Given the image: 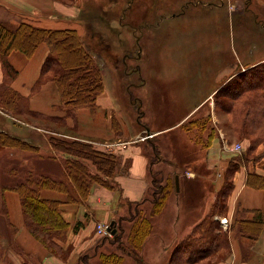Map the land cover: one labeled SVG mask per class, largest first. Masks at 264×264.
I'll return each mask as SVG.
<instances>
[{"label": "crops", "instance_id": "obj_1", "mask_svg": "<svg viewBox=\"0 0 264 264\" xmlns=\"http://www.w3.org/2000/svg\"><path fill=\"white\" fill-rule=\"evenodd\" d=\"M131 1L133 0L127 1V8L121 7L114 1L108 5L106 10L97 7L98 5L88 6V0H0V23L8 24L12 27L19 25L21 22H26L46 29L70 28L75 29L81 37L88 30L87 27H89L92 19L96 18L98 22H102L98 30L99 44L96 52H94L95 54L93 53L92 55L101 66L103 85L107 70L103 62L105 54H103L101 47L107 44V38H110L108 43L111 47L113 45L111 36L115 35L120 38L119 30L125 26L131 30L130 42L133 44L134 41L137 46L139 45V53L136 57L133 58L131 54L126 53L121 60L123 61L122 66L124 65V75L126 77L135 76L136 78L133 82L123 85L122 94L124 96L122 99L124 100L128 96L122 107H133L135 109L136 124L140 126V128L133 126L134 133L123 135V138H120L117 134L118 129L116 127L120 128V125L116 121L118 120L116 118L117 106L113 98V95L116 97V94L121 93V89L116 91V88H112L113 90H110L104 85L103 90L97 96L96 105L93 109L80 107L70 111L60 106V95L54 81L37 82L43 62L49 52L48 45L45 42L41 43L30 56L17 50L10 52L7 56L8 62L16 70V74L9 80L8 84L14 91L26 98L28 109L52 117H61L63 120L65 118V121L60 124L64 125L67 130L72 131L75 137L95 142V146L98 145L97 141L102 142L100 144L123 142L119 144L125 147L121 155L124 157L122 167L127 169V174H116L113 177L114 187L112 189L94 183L90 188L88 197L83 202L63 203L61 205L63 218L69 223L71 229L76 227L75 230L70 229L67 234L66 244L71 243L75 247L83 249H88L92 246L97 252L100 248V253L105 251L102 250L100 245H103V243H99L100 240L97 241L98 235L94 231L95 224L112 221L116 215L118 204L125 205L127 204L126 201L133 204L147 197L150 193L153 176L164 171V169H160L161 164L169 166L166 172L167 177L174 178L175 175H178L179 189L170 192L167 204L163 207L159 218L154 219L153 216H149V212L146 215L150 218L155 228L147 239L156 238L160 242V246L155 248V250H161L163 247L165 249L168 246L166 245L168 242L175 241L181 235L186 236L193 226L201 221L211 210L215 205L219 192L229 181L227 179V171L230 160L240 154L229 143L226 136L229 133L225 134L215 116L212 97L217 91L218 85L200 97L188 111L183 112L177 119L170 118L168 109H157L159 103H155L152 100L155 96L153 91L154 83L150 82V74L149 70L146 69V64L145 67L137 64L135 68L127 70V65L133 59L145 60L152 58V54L142 44L143 40L145 42L146 39L143 38V35L151 32L152 30L150 31V29L158 28L159 25H156V23L159 17H175L184 14L190 7V9H195L194 7L197 6L211 9L228 7L230 11L238 9L237 21L244 20L249 22L252 27H255L251 23L253 22L257 25L255 28L264 27V25L258 24L264 21V0H151L147 4L144 3L139 6V8L148 10L152 16L147 18L146 22L138 25H133L131 21H123V14L129 12ZM84 6L88 10V18H86V13L83 11ZM136 9L137 6H133V10ZM90 10L91 15L89 16ZM115 10L117 12L121 11L120 13L122 14L118 15L119 17H111L107 22L105 12H114ZM160 10L162 11L154 20L155 12ZM138 27L145 30V32L142 30L141 34L133 35V28L138 29ZM106 32H109L108 35L110 37H107ZM242 39L238 40V42L242 41ZM253 40L250 39L242 43L248 44ZM146 43H148L147 39ZM262 61H264V57L256 59V61L251 62L247 66H252ZM231 75H233V72L224 79L227 80ZM5 78L0 59V84L3 83ZM131 94L132 97H130ZM149 97L152 100V104L150 108H146L144 107V102ZM117 98H120L119 95ZM207 102H209L211 109L206 114H201L200 109ZM198 112L199 114L195 115ZM191 122L193 123L188 128L182 126ZM200 125H204V127H199ZM124 127L125 125L121 128L122 131ZM229 131L231 132L230 134L233 133L231 128H229ZM175 132H178L183 138V140L181 139V156L175 153L174 145L171 144ZM209 137L211 139L210 144L208 147H204L203 145ZM246 141L248 143L244 144ZM142 142H144V149L141 145ZM241 142V150L245 145L248 146L249 144L247 138H244ZM32 144L39 147L40 141L35 140ZM166 146L167 149L165 148ZM154 149L158 150L156 157L154 156ZM252 155L253 157L242 160L230 174L231 186L224 198V208L222 212L214 216V219L217 220L221 218L227 220L226 225L220 223L223 228L229 227L236 217H251L252 210L264 208V189L254 188L246 183V177L249 172L264 174V143L258 144ZM90 169L96 172L94 166L90 167ZM13 192H6L5 205L8 213V222L16 229L11 236V241L17 248L18 256H29L28 264H73V261L70 262L71 257L64 259L50 254L31 235L23 221L19 196L15 191ZM41 196L61 201L66 199V195L48 189L42 190ZM135 207L141 208L139 205ZM190 215L195 216L190 219ZM127 222L131 224L130 221ZM230 235L231 251L226 260L218 264H264V226L257 240L252 245L245 237L237 235L236 231L235 233H230ZM147 239L143 244L141 254L146 252ZM153 248L154 246L150 249L151 251L148 250L150 254ZM97 258V256L91 257L89 261L87 260L84 263L90 264L91 260H97ZM142 259L144 260V257ZM23 261V264H27L26 259ZM148 262L154 264L151 261Z\"/></svg>", "mask_w": 264, "mask_h": 264}, {"label": "rangeland", "instance_id": "obj_2", "mask_svg": "<svg viewBox=\"0 0 264 264\" xmlns=\"http://www.w3.org/2000/svg\"><path fill=\"white\" fill-rule=\"evenodd\" d=\"M114 1L117 2L121 7H128V5H126L128 0H88V6L98 5L97 7L106 9L108 8V5ZM150 1L151 0L131 1L129 12L123 14V21H131L133 25L146 22V19L152 15L148 12V10H143L142 8H139V6L143 5L144 3L147 4V2ZM133 6H137V9L133 10ZM194 8L195 9H187L184 14L175 17H159L158 22L156 23V25H159L158 28L150 29V31L152 30L151 32H148L147 34L145 33L143 35V38H146L148 43H146L145 39V42L143 40L142 44L147 47L149 53L152 54V58L145 60L133 59V61H130L127 65V70H129L135 68L137 64L138 66L141 65L143 67H145L146 64V69L149 70L150 74V82L154 83L153 91L155 92V96L152 100H154L153 102L155 103H159L157 109H168L170 118L173 119H177L183 112L188 111L189 108L209 90L215 88L217 85L219 86V89L229 78H231V76H234L235 72L238 73L239 70L247 68V65H249L251 62L256 61L258 58L264 57V27L255 28L257 25L253 22L251 23L255 25V27H252L249 22H245L244 20L240 22L237 21L238 9L230 11L228 7L221 9H211L209 7L197 6ZM83 11H85L86 18H88V10L85 8V6L83 7ZM161 11L162 10L155 12L154 20L158 17ZM120 12L121 11L117 12V10L114 12H105L106 21L108 22L111 17L114 16L119 17L118 15L122 14ZM255 13L257 14L256 10ZM90 15L91 10L89 16ZM241 23L243 25L240 26L239 24ZM261 23L259 22L258 24L264 25V21ZM100 25H102V22H98L96 18L92 19V21L89 23V27H87L88 30L84 32V35L81 36L82 38L80 37L92 54L96 52L99 44L98 30ZM142 30L143 29L140 27H138V29L133 28V35L141 34ZM130 31L131 30L124 26L119 30L120 38L115 35L111 36L113 40V45H111V47L108 43L110 38H107V44L101 47L103 54H105V57L103 56V62L105 63L107 70L104 85H106L110 90H113L112 88H116V91L117 89H121V93L118 94L120 98H117V94L116 97L113 95L115 104L117 106L116 118L118 120L116 121L118 125H120L119 128L116 124V128L118 129L117 134L120 136V138H123V135H128V133L133 134L135 131V126L140 128V126L136 124L137 117L135 109H133V107H122L126 97L128 96L127 95L124 100L122 99L124 96L122 94L123 85L133 82V80L136 78L135 76L126 77L124 75V65L122 66L123 61L121 60L126 53L131 54L133 58L139 53V45L137 46L134 41L133 44L130 42ZM143 31L145 32V30ZM106 33L107 37H110L108 35L109 32ZM241 39L242 41L238 42V40ZM250 39L254 40L252 42L250 41L248 44L242 43ZM231 72H233V75L225 80L224 78H226V76ZM112 93L114 92L112 91ZM130 97H132V94ZM212 98L214 102L213 109L215 110L216 119L219 126L223 128L225 134L229 133L228 135L226 134L229 143L234 147H241V141L244 139L236 136L234 133L230 134L231 132L229 131V128L232 129L230 119L232 114L229 113L231 112L230 109L225 107L224 104V102L229 101V99L220 95L219 93L216 95V98L214 93ZM152 100L150 97L148 100H145L144 107L150 108ZM22 103L23 104L20 107L22 110H16L15 112L5 110L0 105V129H4L12 135L18 136L29 143H33L35 140L40 141V149L38 148L36 150H31L17 145H0V264H23V260L25 259L26 263L28 264L30 260L29 256H18L17 248L11 241V236L14 234L16 229L8 222V213L5 205V194L7 191L12 193L14 192L13 190L8 189V187L12 186L16 181L19 180V178H22V175H24L23 173L29 171H32L35 174L49 175L54 178H63L65 174L63 168L65 155L56 152L51 148L49 144L51 142L50 138L57 135H62L63 137L66 136L68 138L75 137V134H73L72 131L67 130L65 126L60 123L50 119L38 118L29 115L28 113H24L25 111L23 110V107L26 105V100ZM210 109L211 107L209 102H207V104L200 109L201 114H206ZM238 111L240 110L234 109L233 115L235 116ZM198 114L199 112L195 115ZM124 125L125 127L122 131L121 128ZM172 138L173 141H171V144L174 145L173 147L175 149V153L181 156V139L183 140L182 135H180L178 132H175ZM96 143L98 144L96 145L98 149L105 151L109 150L119 155H121L122 151L125 149L124 146L119 144L123 143L120 141L111 143L112 145L108 143V146L103 145L104 143L100 144L102 143L100 141H97ZM245 143L247 144L248 142L246 141L244 144ZM141 145L144 149V142H142ZM246 147L247 145L242 148V151L245 150ZM165 148L167 149V146ZM147 156H149V154H147ZM123 159L124 157L121 160ZM86 163L92 167V164L89 161ZM160 167V169H164V171L159 172V174H154L158 175L157 177L161 178L162 180L166 178L170 180V176H166L169 166L166 164H161ZM170 194L171 193H169L168 197ZM148 196L146 200L139 204L141 208L138 209V212L140 213L138 219L146 216L150 210L151 203L150 197ZM127 202L128 201H126V203ZM165 204H167V200ZM132 205L135 206L136 203H133ZM133 206H131L132 212L128 211V204H118L116 207V215L112 220L115 222L117 221L115 226L117 227L119 225L118 222L120 219L123 217L125 219L126 217V220L121 222L123 226V234L120 245L118 242L109 245L107 241H102V238L105 235L102 230L100 231L99 227L109 224L112 221L107 223L99 222L94 226V231L98 235L97 241L101 240V243H103V245L100 244L102 246V250L105 252L110 250L122 254L124 257L122 264H139L131 256L132 253H129L131 246H129L126 242V237L132 226V222H130L131 224H128L129 222L127 221H130L128 218L134 215ZM21 213L23 221L25 222L22 208ZM160 213L154 215L153 218H159ZM194 216L195 215H190V219H192ZM221 228L226 230L228 227ZM70 229L71 228L69 225L63 238H55L61 247V249L58 247L55 248L56 254L50 253L44 246L43 247L52 255L62 257L64 259L71 257L70 262L73 261V264H85L84 260L89 261V258L91 257H98L100 254V246L98 247L99 249L97 252L92 248V246H90L88 249H83L81 247L77 248L71 243L66 244L67 234L69 233ZM75 229L76 227L71 230ZM153 230H155V228L152 225L149 234H151ZM147 237L145 238L144 243ZM183 237L184 235H181L177 237L175 241L168 242V244H166L168 246L165 249L164 247L161 250L159 249L160 252L157 254L156 252L159 250H155V248L160 246L159 240L156 238L147 239L148 242L146 243V252H142L141 254L142 250L140 251V256L144 257V260L142 259V264H151L148 261H151L154 264H176V261L174 263H170L169 255L174 246L177 244V241ZM229 239L230 248L227 252L225 249H222V251H220L217 255H214L212 258L204 259L202 262H193L188 264H212L214 261H217L214 263L218 264L225 261L231 251V236ZM246 239L251 245L257 240L249 238ZM106 245L108 246L104 248ZM123 246L125 247L124 251H122L120 248ZM153 246L154 248L150 254L148 250H150ZM84 254L86 257L83 259L82 255ZM94 262L95 264L98 263L99 258H97V260H91L90 264H94Z\"/></svg>", "mask_w": 264, "mask_h": 264}, {"label": "trees", "instance_id": "obj_3", "mask_svg": "<svg viewBox=\"0 0 264 264\" xmlns=\"http://www.w3.org/2000/svg\"><path fill=\"white\" fill-rule=\"evenodd\" d=\"M43 42L48 45L49 52L43 62L37 82L49 80L55 82L62 108L70 111L80 107L93 109L98 94L104 88L102 69L77 31L70 28H40L26 22H21L15 27L0 23V59L6 77L0 84V105L5 110L15 112L22 110L20 108L22 102L26 100L8 84L9 80L16 74V70L8 62L9 53L17 50L30 56ZM218 93L229 99L224 104L230 109L231 112L229 113L232 114L230 119L233 133L242 139L247 138L249 144L237 157L230 160L227 185L219 192L211 210L174 246L169 255L170 263L175 261L176 264L202 262L204 259L217 255L222 249H225L226 252L229 250L230 233L236 231L239 236L257 239L264 226V208L252 210L251 217H236L226 230L221 228L219 220L214 219V216L222 212L224 208V198L231 186L230 174L242 160L253 157L252 153L258 144L264 143V61L247 66L244 70H239L238 73L235 72L234 76H231L215 92V98ZM234 109L240 110L235 116L233 115ZM23 110L24 113L34 117L50 119L57 123L64 122L61 117H52L32 111L28 109L27 104ZM192 123L182 126L188 128ZM199 127L203 128L204 125ZM50 140L51 148L65 155L64 177L54 178L29 171L23 173L22 178H19L8 189L18 193L28 231L50 253L56 254L55 248L61 249V247L55 238H63L69 227V223L61 214V205L63 203L83 202L94 183L112 189L114 187L113 177L116 174H127V169L122 167V155L98 149L93 141L78 137L68 138L62 135L52 136ZM210 140L209 137L203 146L208 147ZM0 145H17L31 150L39 148L37 145L3 129H0ZM154 154L156 157L157 149H154ZM87 161L95 167L96 172L91 171ZM246 183L254 188L264 189V174L251 171L247 174ZM45 189L62 192L66 194V199L61 201L44 198L41 196V192ZM172 190H175L174 178L162 180L157 175L153 176L148 196L151 203L149 216L161 212ZM146 199L147 197L134 202L136 203L135 206ZM127 204L129 205L128 211L132 212V203L127 202ZM135 206H133L134 215L127 217L132 222V226L126 237V242L131 246L129 253H132L133 259L142 264L140 251L145 238L150 233L152 222L147 216L138 219L140 213ZM123 220H126V217L120 219L115 232L111 236L105 235L102 241L111 244L118 242L120 245L123 234L121 222ZM120 248L122 251L125 249L124 246ZM85 257V254L82 255L83 259ZM98 258L97 264H122L124 261L123 255L115 251L101 252ZM214 262L212 264H215Z\"/></svg>", "mask_w": 264, "mask_h": 264}, {"label": "built area", "instance_id": "obj_4", "mask_svg": "<svg viewBox=\"0 0 264 264\" xmlns=\"http://www.w3.org/2000/svg\"><path fill=\"white\" fill-rule=\"evenodd\" d=\"M93 144H95V142H93ZM103 145L108 146V143H104ZM110 145H112V144L110 143ZM235 148H236V150H239L241 147H235ZM220 223L226 225L227 224V220L224 219V218H221L220 219ZM99 228H100V231L102 230L104 235H110V229L108 227V224H105L102 227L100 226Z\"/></svg>", "mask_w": 264, "mask_h": 264}, {"label": "water", "instance_id": "obj_5", "mask_svg": "<svg viewBox=\"0 0 264 264\" xmlns=\"http://www.w3.org/2000/svg\"><path fill=\"white\" fill-rule=\"evenodd\" d=\"M174 179H175V188H176V190H178L179 189V178H178V175H175ZM111 224H113V223H111ZM112 232H114V230Z\"/></svg>", "mask_w": 264, "mask_h": 264}]
</instances>
